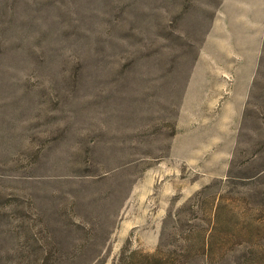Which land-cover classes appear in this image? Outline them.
<instances>
[{
	"label": "rangeland",
	"instance_id": "374dc122",
	"mask_svg": "<svg viewBox=\"0 0 264 264\" xmlns=\"http://www.w3.org/2000/svg\"><path fill=\"white\" fill-rule=\"evenodd\" d=\"M221 1L0 0V264H264V38L205 67Z\"/></svg>",
	"mask_w": 264,
	"mask_h": 264
},
{
	"label": "crops",
	"instance_id": "0c3cea01",
	"mask_svg": "<svg viewBox=\"0 0 264 264\" xmlns=\"http://www.w3.org/2000/svg\"><path fill=\"white\" fill-rule=\"evenodd\" d=\"M205 38L204 60L207 62L203 63L200 58L205 67L210 65L211 54L217 52L216 70L218 75L225 76L231 66H237L236 60L240 58L242 63L248 57L246 65L249 75H252L258 65L264 38V0H222L218 18ZM213 45H216L215 52Z\"/></svg>",
	"mask_w": 264,
	"mask_h": 264
},
{
	"label": "trees",
	"instance_id": "16d2710c",
	"mask_svg": "<svg viewBox=\"0 0 264 264\" xmlns=\"http://www.w3.org/2000/svg\"><path fill=\"white\" fill-rule=\"evenodd\" d=\"M189 248V244L188 243H186V249H188Z\"/></svg>",
	"mask_w": 264,
	"mask_h": 264
}]
</instances>
